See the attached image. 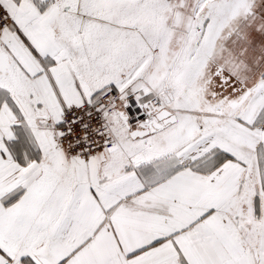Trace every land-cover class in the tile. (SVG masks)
<instances>
[{
	"label": "snow or ice",
	"instance_id": "obj_1",
	"mask_svg": "<svg viewBox=\"0 0 264 264\" xmlns=\"http://www.w3.org/2000/svg\"><path fill=\"white\" fill-rule=\"evenodd\" d=\"M0 264H264V0H0Z\"/></svg>",
	"mask_w": 264,
	"mask_h": 264
}]
</instances>
